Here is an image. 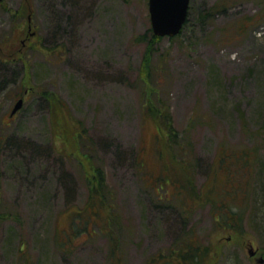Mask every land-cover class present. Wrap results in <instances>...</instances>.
Returning <instances> with one entry per match:
<instances>
[{"label": "rangeland", "instance_id": "374dc122", "mask_svg": "<svg viewBox=\"0 0 264 264\" xmlns=\"http://www.w3.org/2000/svg\"><path fill=\"white\" fill-rule=\"evenodd\" d=\"M218 1L192 0L181 36L154 44L149 84V0H0V212L17 213L0 219V264L20 246L31 264H147L192 232L209 264H264V18L241 27L264 4L205 16ZM149 103L170 108L185 162ZM75 124L114 225L106 203L77 213L91 182Z\"/></svg>", "mask_w": 264, "mask_h": 264}, {"label": "trees", "instance_id": "16d2710c", "mask_svg": "<svg viewBox=\"0 0 264 264\" xmlns=\"http://www.w3.org/2000/svg\"><path fill=\"white\" fill-rule=\"evenodd\" d=\"M235 1L236 0H219L218 2H216L215 4H213L210 7L208 12H206L205 16H207V17L208 16H214L217 13L224 11L227 8L233 6L235 4ZM260 3L264 4V0H260ZM258 15L260 16V20H258L259 19ZM190 16H191V12H189V18L187 19V22H186L184 28L190 22ZM263 18H264V10L260 11V13H257L253 16L250 15L247 18V20L243 21L241 27H249L251 25H256V24H258L259 21H262ZM184 28H183V30H184ZM183 30L181 31V33L179 35L172 37V39L180 37ZM139 39L147 41V44H148L147 52L145 55V61L143 64V75L145 76V79H146L145 82H148L149 84H151L150 81L155 78L154 75L159 70V68L153 67L151 65L152 50L154 48V44L156 42L162 40L163 37L155 35L152 31V28H150V31L146 34L141 35ZM163 67L165 68V66H163ZM159 87H160V85H159ZM55 99H56V97H55ZM57 100L59 101L58 103H56L57 105H59V103L63 104V102L60 100L59 97ZM148 107L153 113H157L163 118V121L165 122L164 126L166 127L165 129L168 131V135L171 134L170 139H168V137L163 139V137L161 135V138L165 142L164 145L167 148V150L169 151V157L171 158V160L176 161L177 157H180V156L183 157L184 156L182 154V153H184L183 149L182 148L178 149L176 147V145H177V139L175 138L176 132H174L175 129L173 127V123H172L171 118L169 116L170 108L165 106V108L163 109V106H155L152 103H149ZM62 109H64V108H62ZM0 125H1V123H0ZM75 127L77 129L76 132L78 134V137H82L83 143L85 142L86 139L89 140L88 144H86V146L88 147V152L85 154V158H86L87 162L89 163V165L85 166L86 169L84 170V173H85V175H87L89 181L91 182L89 204L84 209L80 210L77 213L79 215H81V214L87 212L88 210H92V212L93 211L97 212V210H93L94 206H96V207L99 206L96 203L100 202V205L102 203H106V204H108V207L111 206L110 208H111V214L112 215L109 216V221H110V224L114 225V223L116 224V221H117L116 215H114L115 213H114V209H113L115 207L112 208V204H114V194H113V191L107 187L106 172H105L102 165L98 164L97 162L95 165V161L93 159V157H95V156L93 154L94 152L92 150V145H91L92 138L86 137L79 130V128L76 126V124H75ZM60 132H61L60 133L61 136H65V133L63 131H60ZM5 142H6V140H5L4 136L2 135V132L0 129V152L3 150L2 145ZM54 148L55 147H53V149ZM183 159L184 160L181 161L182 163H183V161L185 162L186 158L183 157ZM181 162H179V163H181ZM163 165L167 170H169V167H170L169 161L165 162ZM173 165H174L173 167H176L175 164H173ZM190 165H191V162L189 163L188 168H190ZM140 166H143V165L140 164ZM179 167L182 170H185L182 166H179ZM92 170H93V172H91ZM169 173H171L170 170H169ZM161 188H164V184L162 185ZM161 190H163V189H161ZM259 195H261V199L263 200L264 199V191L260 192ZM200 198H202L201 195H200ZM237 213H239V212H237ZM14 216H17V213H13L12 211L0 212V219L10 218V217H14ZM20 250L22 252L17 254V257H18V259L19 258L21 259V262H19L17 264H27V262L29 264H31L30 260L26 256V252H23V250H24L23 247L20 246ZM214 259H215V254L213 253V249L209 245L202 244L195 237V234L192 232L190 235L186 236L178 244H176V247H174V248L171 247L168 251V256H167V253L166 254L161 253L158 256L153 257L152 260H150L147 264H209V262L213 261Z\"/></svg>", "mask_w": 264, "mask_h": 264}, {"label": "water", "instance_id": "95a60500", "mask_svg": "<svg viewBox=\"0 0 264 264\" xmlns=\"http://www.w3.org/2000/svg\"><path fill=\"white\" fill-rule=\"evenodd\" d=\"M191 0H149V11L153 32L158 36H176L188 19ZM24 104L19 99L12 114ZM254 254L253 251H250Z\"/></svg>", "mask_w": 264, "mask_h": 264}, {"label": "flooded vegetation", "instance_id": "af4514ba", "mask_svg": "<svg viewBox=\"0 0 264 264\" xmlns=\"http://www.w3.org/2000/svg\"><path fill=\"white\" fill-rule=\"evenodd\" d=\"M30 37V36H29ZM29 37H27L26 39L23 40V42H25L27 39H29ZM26 43V42H25ZM10 118H11V115H9Z\"/></svg>", "mask_w": 264, "mask_h": 264}]
</instances>
